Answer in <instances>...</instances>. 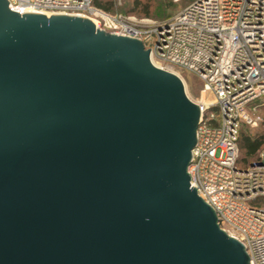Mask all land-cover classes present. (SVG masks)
<instances>
[{
  "label": "water",
  "instance_id": "water-1",
  "mask_svg": "<svg viewBox=\"0 0 264 264\" xmlns=\"http://www.w3.org/2000/svg\"><path fill=\"white\" fill-rule=\"evenodd\" d=\"M0 0V264H249L190 187L199 108L138 39Z\"/></svg>",
  "mask_w": 264,
  "mask_h": 264
},
{
  "label": "built area",
  "instance_id": "built-area-1",
  "mask_svg": "<svg viewBox=\"0 0 264 264\" xmlns=\"http://www.w3.org/2000/svg\"><path fill=\"white\" fill-rule=\"evenodd\" d=\"M6 2L20 16L82 17L96 29L138 39L156 68L199 82L195 99L186 93L199 108L190 187L212 208L219 228L243 244L249 264H264V150L259 161L236 166L240 126L262 121L264 0H193L161 22L108 13L94 0Z\"/></svg>",
  "mask_w": 264,
  "mask_h": 264
},
{
  "label": "trees",
  "instance_id": "trees-1",
  "mask_svg": "<svg viewBox=\"0 0 264 264\" xmlns=\"http://www.w3.org/2000/svg\"><path fill=\"white\" fill-rule=\"evenodd\" d=\"M171 2L173 3V0H171ZM94 4L108 13H120L117 12V8L114 9L115 7L112 0H94ZM162 6L160 0H132L130 7L126 11L123 9L119 10L121 14L124 15L151 17L153 21L161 22L169 19L174 14H168L164 11ZM170 6L171 4L169 3L168 7ZM258 103H263L257 110V114L261 116L262 121L256 127V131L251 133L248 126L243 124L240 126L238 138L239 155L236 161V166L239 169L246 168L252 163L259 161L261 159V153L264 150V99L258 100L257 104ZM261 203L264 206V200H261Z\"/></svg>",
  "mask_w": 264,
  "mask_h": 264
},
{
  "label": "rangeland",
  "instance_id": "rangeland-1",
  "mask_svg": "<svg viewBox=\"0 0 264 264\" xmlns=\"http://www.w3.org/2000/svg\"><path fill=\"white\" fill-rule=\"evenodd\" d=\"M113 1V5H114V9L117 8V12H120L121 11L119 9H123V10H127L129 7H130V4H131V1L132 0H121L120 3H118L117 1ZM142 1V0H141ZM162 2V8H164V11L167 12L168 14H173L175 12H177L178 10H180V8L186 6L189 2H191L192 0H173V3L171 2V0H160ZM169 3L171 4L170 7L169 6ZM131 16H134L136 17L137 19H151V17H140V16H137V15H131ZM154 63H156V61L154 60ZM183 76H184V79L186 81V85H185V91L187 93V95L192 98V99H195L197 96H198V91L200 89V84L199 82H197V80L187 74V73H183ZM184 85V84H183ZM263 128V127H261ZM251 130V133H254L256 131V128H250Z\"/></svg>",
  "mask_w": 264,
  "mask_h": 264
},
{
  "label": "bare ground",
  "instance_id": "bare-ground-1",
  "mask_svg": "<svg viewBox=\"0 0 264 264\" xmlns=\"http://www.w3.org/2000/svg\"><path fill=\"white\" fill-rule=\"evenodd\" d=\"M178 75V74H177ZM180 75H178V77H179ZM180 79H181V81H182V84H184L183 86L185 87V85H186V83H185V81L181 78V77H179ZM185 89V88H184Z\"/></svg>",
  "mask_w": 264,
  "mask_h": 264
}]
</instances>
